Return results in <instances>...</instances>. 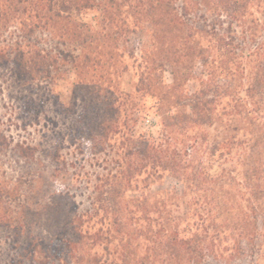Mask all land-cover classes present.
<instances>
[{
    "label": "trees",
    "instance_id": "trees-1",
    "mask_svg": "<svg viewBox=\"0 0 264 264\" xmlns=\"http://www.w3.org/2000/svg\"><path fill=\"white\" fill-rule=\"evenodd\" d=\"M0 71L58 129L0 181V264H264V0H0Z\"/></svg>",
    "mask_w": 264,
    "mask_h": 264
},
{
    "label": "rangeland",
    "instance_id": "rangeland-1",
    "mask_svg": "<svg viewBox=\"0 0 264 264\" xmlns=\"http://www.w3.org/2000/svg\"><path fill=\"white\" fill-rule=\"evenodd\" d=\"M98 16L97 12H89L88 15L83 16L86 22L94 24V18ZM130 46H140L145 49L149 44V36L147 30L140 31L137 35H132L130 38ZM260 43V40L258 41ZM3 72V77H0V181L4 182L2 186L13 187V182H16L19 176L24 172L25 160L18 157L15 147L18 143L26 142L29 145L42 148L39 144L41 141L48 140L51 135L57 132L53 124L46 123L47 118H56V107L53 106V100L48 101L42 110L43 114L37 116L39 123L28 126L26 129L21 125L22 121L18 118L25 116L20 112L17 103L14 101V95H9L8 84L5 83L7 77L6 71ZM166 80L170 81V75L166 74ZM134 82V73H125L122 79V88L125 91H130ZM74 83V75L69 74L64 80L59 81L57 86H54V92L60 101L68 105L72 98V89ZM189 89H193V83L189 84ZM15 108V109H14ZM41 112V111H40ZM37 115V114H36ZM36 115H31L33 120H36ZM150 119L157 121L158 117L151 112ZM28 122V120H27ZM150 127L149 122H145L140 125V130L148 129ZM150 129V128H149ZM48 138H45L47 137ZM12 182V183H11ZM172 186L170 181H167L164 186L169 188ZM20 187V185H19ZM160 187V188H162ZM21 190H27L26 187H20ZM159 188V187H156ZM219 264V263H211ZM223 264V263H222ZM232 264H255V259L246 258L244 260L236 261Z\"/></svg>",
    "mask_w": 264,
    "mask_h": 264
}]
</instances>
